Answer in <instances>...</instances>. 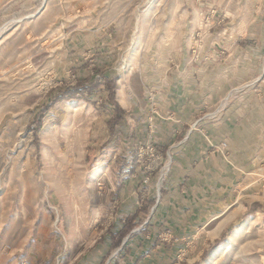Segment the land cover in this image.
Here are the masks:
<instances>
[{
	"label": "rangeland",
	"instance_id": "1",
	"mask_svg": "<svg viewBox=\"0 0 264 264\" xmlns=\"http://www.w3.org/2000/svg\"><path fill=\"white\" fill-rule=\"evenodd\" d=\"M192 134L230 183L176 263L264 264V0H0V264H127Z\"/></svg>",
	"mask_w": 264,
	"mask_h": 264
},
{
	"label": "crops",
	"instance_id": "2",
	"mask_svg": "<svg viewBox=\"0 0 264 264\" xmlns=\"http://www.w3.org/2000/svg\"><path fill=\"white\" fill-rule=\"evenodd\" d=\"M116 101L120 105L117 98ZM196 137L202 143L195 144ZM187 140L180 148L183 158L177 166L186 176L165 181L157 212L143 227L142 240L124 249L127 264H177L185 242L213 220L226 203L230 180L227 184L226 170L216 162L215 151L205 145L199 134Z\"/></svg>",
	"mask_w": 264,
	"mask_h": 264
},
{
	"label": "trees",
	"instance_id": "3",
	"mask_svg": "<svg viewBox=\"0 0 264 264\" xmlns=\"http://www.w3.org/2000/svg\"><path fill=\"white\" fill-rule=\"evenodd\" d=\"M108 88H109V100L110 102L115 106L120 108L119 104L117 103L116 99H115V93H114V85L111 81H108ZM81 90H83V88L81 87L80 83H77L76 86L72 89L71 92L67 93V97L69 96L70 98L75 97V95L79 94L81 92ZM136 218V215L132 216L131 218L127 219L125 221L124 226L119 230L118 232V236H117V240L114 242H112V246H119L120 245V240L132 229V222L133 220ZM111 246V247H112Z\"/></svg>",
	"mask_w": 264,
	"mask_h": 264
},
{
	"label": "bare ground",
	"instance_id": "4",
	"mask_svg": "<svg viewBox=\"0 0 264 264\" xmlns=\"http://www.w3.org/2000/svg\"><path fill=\"white\" fill-rule=\"evenodd\" d=\"M157 193H158V192H157ZM220 227H221V226L219 225V226L217 227V230H216L215 232H217V231L220 229Z\"/></svg>",
	"mask_w": 264,
	"mask_h": 264
}]
</instances>
